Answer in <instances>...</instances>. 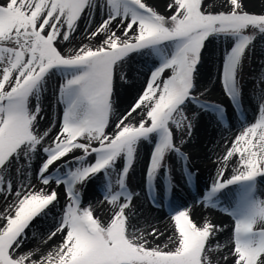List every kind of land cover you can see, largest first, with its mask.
Returning <instances> with one entry per match:
<instances>
[{"label":"snow or ice","instance_id":"1","mask_svg":"<svg viewBox=\"0 0 264 264\" xmlns=\"http://www.w3.org/2000/svg\"><path fill=\"white\" fill-rule=\"evenodd\" d=\"M209 2L167 0L159 11L146 0H0V264H264V63L251 79L253 116L213 150L215 176L200 200L230 223L194 220L170 203L160 243L159 227L138 228L140 192L128 184L142 144L141 191L169 177V159L190 181L182 146L199 114L186 109L211 110L218 127L226 119L221 104L195 94L211 83L203 52L217 40V82L243 113L244 62L257 41L264 54V6ZM134 55L155 58L143 80L125 71ZM118 84L131 89L123 104ZM96 181L99 209L83 203Z\"/></svg>","mask_w":264,"mask_h":264},{"label":"rangeland","instance_id":"2","mask_svg":"<svg viewBox=\"0 0 264 264\" xmlns=\"http://www.w3.org/2000/svg\"><path fill=\"white\" fill-rule=\"evenodd\" d=\"M147 3H149L150 6H158L155 3H153L151 0H146ZM251 6H254L256 9H259L260 7H257L253 4L250 3ZM206 7L209 8H213L215 7L217 10H222L219 8V6H214L211 4V2L206 3L205 5ZM262 6H264V4H262ZM158 10L159 11H164V6L161 5L160 7L158 6ZM82 23V22H81ZM76 40L74 41L73 44L69 45V44H65V47H73L75 46L78 41V39H80L81 37V33H76ZM215 44V50L213 51V45H208L207 49L203 52V61L205 62L208 59V56H214V55H218V60L216 62V66H215V71H214V81L215 84L218 87V94L219 97L217 96H209L206 95L205 93H203V90L200 88L197 90V92L195 93L200 99L208 101L209 103H216V104H221L224 109L226 110V119L223 122L224 126L221 125V127H219V129H217L218 127L213 126L214 128H216L217 130V134H213L212 139L210 142H208V146L207 147H212L213 142L214 143H220V142H226V138L231 137L232 136V132L238 130V128L240 127L239 121L240 118L244 119V115L246 113L249 112V116L252 118L253 116V107L255 105V101L253 99L252 96V84H251V79L252 76L255 74L256 70H258L260 68V65L262 63H264V54L261 53V49L259 47V41H257V46L255 47V49L250 53L249 58L245 60L244 62V80L242 81V83H245V92L246 95L242 100V107H243V113H241L239 110H236L233 108L231 101L229 100V98L224 94V92L222 91V87L221 85L217 82V67L219 66L220 63V58L222 55V50L224 47V42L222 40H217L214 42ZM155 60L154 57H147V56H139V55H134L133 59L129 62V65L125 66V71H128L129 67H131V69H133V75H135V77L139 76L140 74V70L143 71H147V68L145 67L146 64H151L153 61ZM59 80V76L57 74V76H54L52 78V80L50 81L51 85H55L57 84ZM128 87H120L119 84L117 85V91L118 92H124ZM201 93H203V95H201ZM186 114L191 117L193 114H199L198 115V119L194 122V128H193V133H192V138L194 137V135L196 134V129L198 127L199 121L202 117L203 114H208L210 117H212L211 114V110H206V109H200L197 105L195 104H191L189 105L188 109H186ZM228 117L233 120V125H236V127H231L228 129L229 124H228ZM239 120V121H238ZM41 124H44V121H41ZM227 130V131H226ZM204 132H201V135ZM212 134H210L211 137ZM184 139H188L187 135H185ZM219 141V142H218ZM179 142V141H178ZM189 143L185 144L182 146V151L185 152V154L187 156L190 155V153H195V150H189L186 146ZM149 148L150 146L147 144H142L139 147V162L136 163L135 165V171L131 172L128 178V184L130 189L135 190L137 192H140V197L138 200L134 201L135 206L140 204H145L146 206H150L152 207L154 210L156 211H160V213L164 214L163 217L165 218H169L170 219V214H169V204L173 203L175 200H178L181 196L178 194L179 191H184L182 193L185 194H192V188L194 186L197 187L198 185V178H195L193 173L192 176L190 178V181L186 183V177L188 175V170L187 168L184 169V172L182 174L181 172V168H182V162L179 160H175V159H169L168 160V164L171 166V171L169 174V177L166 179L165 177L161 176L158 177L157 180V185L154 188L152 194L147 193V191H141L140 188L138 187L140 180H141V172H142V168H143V164H144V160L147 157V155L149 154ZM35 166V165H34ZM170 179L171 181V185L168 184V180ZM258 179V185L259 187H261L262 189H264V183H260L261 178H257ZM93 189L91 191H95L97 198L102 201L103 200V189L104 186L99 182H93ZM60 191H63V189H60ZM85 189L83 190V203L85 204V206H87V201H85L84 199V192ZM155 195L156 196V200L159 201V203H156L152 200L151 196ZM194 196V195H193ZM196 200L200 201V197L197 194ZM196 200H190L191 203L189 201H187L185 207L191 204H194L196 202ZM220 203H221V207H223L226 203H227V198L225 196H220L219 197ZM3 201H0V204H2ZM104 211H106V209H101L99 211H97L96 215L100 216L101 218H103V214ZM162 211V212H161ZM215 213H217L219 216H223L226 219L230 220V218L222 211L218 210L217 208H215V210H213ZM190 218L196 220L194 218V216H190ZM29 235H31V233H29ZM163 243V242H160ZM215 244V242H213Z\"/></svg>","mask_w":264,"mask_h":264},{"label":"bare ground","instance_id":"3","mask_svg":"<svg viewBox=\"0 0 264 264\" xmlns=\"http://www.w3.org/2000/svg\"><path fill=\"white\" fill-rule=\"evenodd\" d=\"M151 1L155 3L156 5H158L159 7L161 5L164 6L167 2V0H151ZM248 2L257 7H260L262 6V4H264V0H248ZM223 3H224V0H215V4L213 3L211 4L214 6H219V5H222ZM79 42H80V39H78L76 43H79ZM84 42L86 43L87 40H85ZM217 60H218V55L217 56L214 55L212 57L208 56V59L204 62V65L201 69L203 74H207V72L211 70V83H208L206 85V88H201V89L203 90V93L209 96H213V97L214 96L219 97L218 87L214 81V74H215L214 71H215ZM133 73L134 72L132 71L131 75L135 77ZM137 77L140 80H143L144 78L141 74H139V76ZM130 90H131L130 88H127L124 92H121V91L118 92L119 95L117 99L122 104L126 102L127 95ZM249 115H250L249 112L246 113L244 115L245 116L244 119L240 118V121L245 120V119H251ZM227 122L229 124V127H228L229 129L233 126V120L231 119V117L230 118L228 117ZM213 126L215 127L217 126L216 123L213 121V118L210 117L208 114H203L199 121L198 127L196 129L197 130L196 134L194 135L192 140L189 142V144L186 146L189 150L196 151L195 153H190L188 157H189V164L191 166L192 173L195 178H198V185L197 187L194 186L192 188V191H190L192 192V194H185V193H182L184 191H179L178 194L181 197L178 200H175L173 204H183L184 208H187V210L189 211L190 216H194L196 220L203 217L205 219L212 221L213 223L217 221H222L223 223L227 224V223H230V220L226 219L223 216H219L217 213H215L213 211L215 210V208H208L206 205L201 204L199 200H196L197 198L193 199V197H196V195L198 194L201 200L203 193L207 190V187L211 185L212 178L215 176V171H216L215 164L213 163V161H215L216 159V156L213 154V150L218 152L223 148L225 144V142L224 143L223 142H220V143L213 142L212 147L211 146L207 147L208 142L211 141L209 139H212L213 134H217L216 133L217 130ZM222 126H224L223 123H222ZM219 127L217 129H219ZM201 132H204V133H202L201 135ZM236 132L237 130L233 131L232 136ZM210 134H212L211 137H210ZM93 187H94L93 182H90L89 185L85 188L84 199L85 201H87V203L91 202L95 204L97 208L99 209V202L101 201L97 198L95 191H91ZM190 200L191 201L196 200V202L194 204H191L189 206L187 205L185 207L187 201L191 203ZM135 209L141 221V223L138 225V228H140L141 230L146 228L147 231L150 232L151 227H147V225L143 223L144 221H148V223L151 224L152 226L159 227L161 231L165 232V236L160 237L158 241V242H164L168 234L165 225L168 224L169 218L167 219L163 217L164 214L160 213V211H156L152 207L150 206L148 207L145 204L139 203L138 205L135 206ZM224 240H225L224 236L219 237V243L221 247L223 246Z\"/></svg>","mask_w":264,"mask_h":264}]
</instances>
